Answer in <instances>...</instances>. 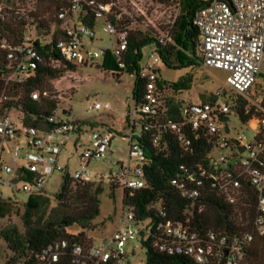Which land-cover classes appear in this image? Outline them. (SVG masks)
<instances>
[{
    "label": "built area",
    "instance_id": "obj_1",
    "mask_svg": "<svg viewBox=\"0 0 264 264\" xmlns=\"http://www.w3.org/2000/svg\"><path fill=\"white\" fill-rule=\"evenodd\" d=\"M177 11H178V2ZM0 3V17L4 14ZM44 8L47 17L48 34L55 35V47L60 56L74 65L91 60L88 48L96 29L109 35L106 48L97 47L96 54L102 56L106 49L119 59L126 50L129 31L137 21L128 17L123 21L118 12V0H15L6 9L13 16L23 17L36 8ZM177 15V12H176ZM174 17V20L176 18ZM173 20V21H174ZM172 21V23H173ZM198 32L197 56L203 66L226 73L224 86L208 94L197 103L183 102L179 109L180 120H166L162 129L172 131L184 146L190 145L185 131L199 132L206 136L209 150L205 154L206 168L196 166L184 179L171 180L181 197L192 204L202 197L204 182L208 189L219 195L226 203L251 208L249 222L251 232L227 237L207 231L200 235L197 231L179 224L160 222L154 228L152 246L166 255H182L193 264H241L245 249L254 236H264V106L261 95H255L251 88L264 75V0H217L199 9L193 19ZM38 39L35 25H29L23 41L10 46L0 38V48L8 51L7 59L15 67L1 76L4 88L0 91V171L11 176L8 181H0L16 192L39 195L44 192L46 180L55 171L64 173L58 166V155L66 140L77 136L81 130L78 120L59 118L55 111L43 123L51 125L44 130L32 124L33 117L25 121V114L8 105L10 100L6 88L10 84H23L31 76V60L35 58L33 42ZM83 39L86 42H83ZM158 43L162 46L170 42L169 32L159 31ZM159 58L154 46L142 57L139 76L145 80L143 104L134 110L136 118L130 128L128 159L134 164H119L117 170L107 176V184L113 183L117 189L135 191L144 187L143 153L133 137L137 121L141 115L153 118L165 110L164 98L169 91L160 84L155 72ZM32 101L39 100L38 92L29 94ZM243 101V114L251 113L249 119L241 121L233 107ZM88 111L99 110L98 105L87 107ZM19 113L18 124L9 115ZM66 114V110H62ZM233 119L234 123H231ZM246 126L252 131L248 142L243 137L230 135L236 126ZM132 126L135 127L132 129ZM139 132V129H138ZM115 133L105 130H91L90 146L77 157L79 169L69 177L76 182L95 180L87 170V164L94 158H101L109 151ZM198 137V136H196ZM12 143V148H6ZM156 144V140H153ZM8 152L12 167L6 164L1 153ZM196 173V174H193ZM253 203V204H252ZM197 210L203 204L197 201ZM123 207V214L111 234L97 244L82 245L67 240L47 244L37 255L39 264H130L126 245L139 238V232L150 234L149 221H135L130 207ZM161 217L164 213H160ZM132 253V251H131Z\"/></svg>",
    "mask_w": 264,
    "mask_h": 264
},
{
    "label": "trees",
    "instance_id": "obj_2",
    "mask_svg": "<svg viewBox=\"0 0 264 264\" xmlns=\"http://www.w3.org/2000/svg\"><path fill=\"white\" fill-rule=\"evenodd\" d=\"M213 1L217 0H179L178 13L168 31L170 42L164 46L158 43V34L152 30H135L129 31L126 50L119 59L108 49L102 52L98 69L110 72L111 75L115 73L116 79L120 73L133 76L131 100L134 110L143 104L145 80L139 73L145 47L155 48L159 58V64L155 67L158 75L160 68L193 70L202 65L196 53L198 32L193 25V19L199 9ZM14 2L15 0H0L5 6L4 14L0 17V38L10 46L19 44L23 41L27 27L35 25L38 39L33 42L32 47L35 58L31 60V64H34L30 71L31 76L23 84L12 83L6 88L10 98L8 105L24 113L25 121L28 122L33 117L35 120L32 124L47 131L51 125L43 123V120L57 109L62 94L54 91L49 83L72 79L77 75L78 67L64 60L58 53L54 44L55 35L48 34V19L44 16L46 9L38 7L23 17H17L6 9L13 6ZM7 54V50L0 48V91L4 88L1 76L8 74L15 67V63L7 59ZM259 79L260 84L256 85L255 92L259 90L261 105L264 106V75ZM192 81L191 73H186L173 82L160 78L159 83L165 85L169 91L168 96L164 98L165 110L153 118L140 114L142 119L136 122L139 134L133 137V140L141 149L145 160V185L139 190L123 191L121 205L132 209L135 221H149L151 235L144 237V234L139 232L138 238L144 249L142 264H193L185 256L166 255L152 246L154 228L160 222L179 224L197 231L200 235L211 231L217 235L232 237L252 231L247 216L251 211L248 203L228 204L210 191L208 184L204 182L202 197L197 200L203 204V209L198 211L197 201L192 204L189 199L181 197L171 185L172 179H184L192 174L189 172L196 170V166L206 168L205 154L209 145L205 135L186 130L185 136L190 140V145L184 146L172 131L160 127L166 120H180L179 109L183 101L178 100L177 96L188 91ZM32 92H38V101L30 99L29 94ZM69 94H72V91ZM204 96L201 94L200 100H203ZM243 104V101L238 102L233 109L240 120L245 122L251 113L243 114ZM125 121L128 125V115ZM78 122L90 129L98 127L95 123ZM133 128L135 127L132 126ZM153 140H156V144ZM102 185L101 181H73L64 172L60 187L53 195L54 206L50 207V199L45 192L26 196L25 201L21 202L22 212L19 215L21 229L9 225L0 230V239L9 253L3 264H39L37 255L47 244L54 241L67 240L70 243L89 245L92 240L86 235V231L93 229L92 222L98 216V197L103 191ZM107 187L109 197L113 199V192L117 187L113 183H108ZM161 212L164 213L163 217ZM12 213L18 214V210L14 209L11 201L0 199V219L9 217ZM72 226L77 227L79 231L75 234L68 233L67 230ZM241 264H264V236L253 237L245 249Z\"/></svg>",
    "mask_w": 264,
    "mask_h": 264
},
{
    "label": "rangeland",
    "instance_id": "obj_3",
    "mask_svg": "<svg viewBox=\"0 0 264 264\" xmlns=\"http://www.w3.org/2000/svg\"><path fill=\"white\" fill-rule=\"evenodd\" d=\"M176 0H118V12L121 14L123 21H128L132 17L137 21L132 25L136 30H152L156 34L169 31V27L174 20L177 11ZM92 40V47L88 48V53L92 55L91 60H87L84 65H76L78 72L75 77L69 80L51 81L50 87L57 93H62L59 97V105L55 110L59 118L68 120H79L87 123L98 125L96 130L101 131L110 129L115 133L110 142L109 151L101 158L92 159L86 166L87 172L95 177V180L102 179L103 191L99 195V213L93 220V229L86 231V235L93 241V244L99 243L107 238L117 226L119 218L123 214L121 205V190L114 189L113 199L109 197L107 187V176L117 170L119 164H134L133 160L128 159V144L130 128L126 125L125 117L128 115L129 123L136 118L134 106L131 100V90L133 76L126 73L118 74L102 72L97 66L100 64L101 57L96 54L97 47L106 48L109 46L110 38L106 33L96 29ZM83 42L86 40L83 39ZM149 47L143 49L145 55ZM191 73L193 81L191 88L177 96L178 100L183 102L197 103L200 101L201 94L207 96L221 89L225 84L226 73L208 68L203 65L190 70H172L160 68L159 77L168 82L176 81L180 76ZM260 84L258 79L251 88L255 95L256 85ZM72 91V94H69ZM204 96V97H205ZM98 105L99 110L88 111L87 107ZM66 110V114H62ZM19 113L12 111L10 119L18 124L17 118ZM231 123L234 121L231 119ZM91 130L87 125L81 127V132L77 136L68 138L59 152L58 166L65 168L64 172L72 175L79 169L77 157L87 147L90 146L89 135ZM134 134L138 136V127L134 129ZM243 137V142H248L251 138L252 131L246 126H236L230 135ZM12 143H8L6 148H12ZM4 149L1 153L6 164L13 166L8 152ZM63 172L55 171L49 176L44 185V192L50 199V207L54 206L53 195L57 192L61 184ZM11 176L0 171V181H8ZM0 199L10 200L18 214L12 213L9 217L0 219V230L7 228L9 225L21 229L19 215L22 212L21 202L25 201L26 194L23 192L13 191L4 184H0ZM68 233L75 234L79 229L75 226L70 227ZM125 250L128 253L130 264H142L144 261V249L141 247L138 239L130 241ZM132 251V253H131ZM8 251L5 244L0 239V264L8 258Z\"/></svg>",
    "mask_w": 264,
    "mask_h": 264
}]
</instances>
